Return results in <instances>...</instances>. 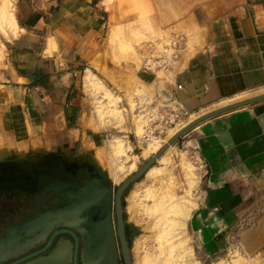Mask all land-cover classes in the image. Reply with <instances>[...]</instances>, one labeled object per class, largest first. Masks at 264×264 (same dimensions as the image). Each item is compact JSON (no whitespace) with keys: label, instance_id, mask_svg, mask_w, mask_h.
I'll return each instance as SVG.
<instances>
[{"label":"crops","instance_id":"0c3cea01","mask_svg":"<svg viewBox=\"0 0 264 264\" xmlns=\"http://www.w3.org/2000/svg\"><path fill=\"white\" fill-rule=\"evenodd\" d=\"M52 7L47 22L35 10L23 9L20 25L16 23L20 33L5 49L6 58L0 65V137L13 139L17 144L14 150L21 135L57 137L63 130L73 131L81 118L78 113L82 114L83 106L73 98L74 88L80 85L74 80L75 68L98 53L96 38L104 14L95 0H62L50 4L49 9ZM196 24L206 31L203 47L189 59L183 53L168 82H156L152 77L154 90H162L157 101L176 100L188 117L198 118L264 94V0H238L215 17L204 15ZM43 28L48 36L45 45L39 51L25 47V38L35 41L34 31ZM42 60L49 61L54 71L41 69L38 64ZM37 79H42L41 83L35 84ZM54 80H60L66 90L61 101L52 102L45 95V84ZM42 102H50V116L37 124L33 121ZM186 137V144L194 149L203 168L195 202L190 192L195 175L191 188L186 179L189 195L185 199L189 203L183 210V223L187 220L192 262L196 264V248L205 259L233 250L235 231V247L244 255H259L264 251V215L251 226L250 219L246 220L264 206V100L210 118L181 138ZM166 171H170L166 165L153 166L145 174L151 185L145 183L142 195L154 189V182L160 181V174ZM153 225L152 221L148 223V229Z\"/></svg>","mask_w":264,"mask_h":264},{"label":"rangeland","instance_id":"374dc122","mask_svg":"<svg viewBox=\"0 0 264 264\" xmlns=\"http://www.w3.org/2000/svg\"><path fill=\"white\" fill-rule=\"evenodd\" d=\"M61 1L0 0V13L3 8L6 10V17L0 18V65L6 58L5 49L10 48V42L20 33L17 32L16 23L20 25V16H24L23 9L35 10L47 22L48 13L54 11L53 7L49 9L50 4H60ZM103 1L99 0L104 19L96 38L98 53H94L91 61H82L75 68L77 72L74 80L80 85L74 88L73 98L83 106L82 114L78 113L81 118L75 129L63 130L57 137L41 133L21 135L18 137L17 150H14L17 144H14L13 139L4 135L0 137V164L21 160L26 161L29 168L35 171L36 168L31 164H35L38 158L42 161L48 156L53 158L57 155L71 163L89 162L107 175L111 185L110 196H113L112 192L152 157L169 140L172 133L196 119L194 116H186L180 123L168 126L162 124V117L165 115L163 107L166 103L157 101V95L162 94V90H154L155 84L152 82L153 78L156 82H168L174 75L169 74L170 70L148 71L142 67L147 47L180 36L184 42L182 52L189 59L204 44L206 31L198 29L196 21H201L204 15L215 17L238 0H179L178 4L170 0L171 8L177 13L168 20L145 13L142 18L137 17L130 22L120 19L116 23L111 18L113 9H107V4ZM34 34L35 41L25 38L23 44L39 51L48 36L44 28L35 30ZM38 65L48 73L54 71V66L49 61L42 60ZM87 74L89 78H86ZM59 81L45 84V95L52 102L65 98L66 90ZM47 107H51L50 102H42L38 106V118L34 123L38 124L50 116ZM25 114L27 115L26 112ZM149 124H152L155 132L146 141L143 135ZM187 139L179 138L163 154L161 160L158 159L154 164L157 167L166 165L170 169L165 174H160L161 180L154 182V189L142 195L145 183L146 186L151 185V179L147 180L143 175L124 191L122 210L125 223L132 231L129 247L132 264H194L190 250L191 237L186 229L187 220L183 223V209L189 203L185 199L189 195L186 192V179L191 188V178L195 175V184L190 191L194 201L202 185L203 168L194 149L186 144ZM119 143L121 149H127V155L113 153L112 148L118 147ZM40 145L50 150L44 151L45 148ZM165 157L168 158V163ZM21 161L19 162L23 164ZM132 195L135 197L132 198ZM262 202L264 205V201ZM254 213L256 214L251 215L252 218L248 217L246 220L248 222L250 219V226L264 215V206ZM163 217L167 224L162 220ZM151 221L154 223L152 230L148 229ZM173 222L174 227L170 224ZM165 228L167 231H163ZM237 233L235 231L232 239L233 250L230 249L218 257L205 259L196 248V264H264V251L259 255L256 253L247 256L241 253L240 248L235 247Z\"/></svg>","mask_w":264,"mask_h":264},{"label":"water","instance_id":"95a60500","mask_svg":"<svg viewBox=\"0 0 264 264\" xmlns=\"http://www.w3.org/2000/svg\"><path fill=\"white\" fill-rule=\"evenodd\" d=\"M263 100L264 94L257 95L218 108L196 118L177 131L152 157L147 159L135 173L127 177L119 185L115 194V214L124 264H131V258L127 241L124 236L123 210L120 203V197L129 185L139 180L170 146L200 123L217 115L234 111ZM19 161L21 160L0 164V191L17 190L21 193L17 196L19 197L18 199H16L17 197L14 198V200L16 199L15 206H13L12 209L11 207L8 208V210L6 209L3 212V215L0 216V254L12 247L14 243L20 242L22 239L28 240L42 230L45 225L52 221L53 218L58 217V215L64 217H80V215L88 214L91 209L96 208L95 213L88 221L90 227L89 236L91 244L94 246L93 248H90V255L93 254V256L102 263L117 264V251L111 222L112 199L110 196V190L102 193L100 188L101 184L98 182L96 187H99V189L92 188L91 193H89L85 199L53 209L52 207H49L52 203V195H61L60 197L63 198V192L67 190L68 187L75 188L76 183L74 180L59 171L52 172L47 168L33 171L26 163L21 161L23 163L21 164ZM101 175L103 179L104 176H106L105 173H102ZM70 193V191H67V197L69 199L75 198ZM11 197L12 195H10V198H7L11 199ZM56 202L57 201H53V205L57 204ZM69 234L75 238V235L72 232H69ZM43 238L30 241L24 249L33 243L39 242V240H42ZM53 238L54 235L50 238L45 248L33 255L21 259L17 263L25 261L32 256L45 251L50 246ZM23 250L16 254L9 255L0 262L16 257L18 254H21ZM76 252L77 247H75L74 259ZM72 256V247L68 243H62L55 246L45 256H38L24 264H71ZM86 264L89 263L87 262Z\"/></svg>","mask_w":264,"mask_h":264},{"label":"flooded vegetation","instance_id":"af4514ba","mask_svg":"<svg viewBox=\"0 0 264 264\" xmlns=\"http://www.w3.org/2000/svg\"><path fill=\"white\" fill-rule=\"evenodd\" d=\"M66 160L67 159L55 155L53 156V158L48 156L46 159H43L42 161L40 158H38V161L36 160L37 162H35V164H31L34 168H36V170L38 168H42V169L48 168L52 172L59 171L65 176L74 180V182L76 183L75 188L68 187V189L63 192V198L60 197L61 195L60 196L52 195V203H51V206L49 207L56 209L58 207H63L71 203L78 202L79 200L85 199L88 196V194L91 193L92 188L99 189V187H96L98 182L101 184L100 188L102 190V193L103 192L105 193L111 189V185L108 182L107 175L104 176V179H103L101 175L103 171L101 170L99 171L97 167H95L93 164H90L89 162L71 163L70 161L68 162ZM23 162L25 163L26 161H23ZM67 191H70L71 192L70 194L75 198L69 199L67 197ZM20 194L21 193L17 190L0 191V204L3 203L0 205V216L3 215V212L6 209L8 210V208L10 207L12 209L13 206H15L14 205L15 200L19 198L17 196H19ZM112 194L113 196L111 195V199H112V215H111L112 221L111 222H112V229L114 233L116 251H117L116 260H117V264H124L120 240H119L118 231H117V218L115 214L116 191L112 192ZM10 195H12V197L11 199H8L10 198ZM123 195L124 193L120 197V203H121L122 208H123ZM14 198L16 199L14 200ZM53 201L54 202L57 201L56 202L57 204L53 205ZM95 211H96V208H93L89 211L88 214L80 215L81 223L78 226L77 225L69 226V225H64L61 223L54 224L42 240H39V242L37 243H33L32 245L28 246L25 249L23 248L24 250L21 254H18L16 257H12L8 259L7 261L0 262V264H14V263L24 264L30 260L37 258L38 256H45L55 246L60 245L62 243H68L72 247L73 256H72L71 264H75V263L76 264H86L89 260L90 248L94 247L93 244H91V240L89 236L90 227L88 225V221L93 216ZM123 222H124V225H123L124 236L127 241V245L129 249L130 237L132 235V231H130L129 227L126 225L124 215H123ZM69 232H72L75 235V238H73L72 235L69 234ZM53 235H54V238L50 246L45 251L35 256H32L31 258L25 261L17 263L21 259L28 257L30 255H33L36 252L45 248L48 241ZM32 238L33 237H30L28 242L40 239L39 237H36L34 239ZM26 240L27 239H22L20 242L14 243L11 248L5 250L0 255V261L4 260L11 254H16L19 251V249L23 246ZM75 247H77V252H76L75 259H74ZM129 254H130V251H129ZM91 256H93V254ZM97 264H105V263H97Z\"/></svg>","mask_w":264,"mask_h":264},{"label":"bare ground","instance_id":"6f19581e","mask_svg":"<svg viewBox=\"0 0 264 264\" xmlns=\"http://www.w3.org/2000/svg\"><path fill=\"white\" fill-rule=\"evenodd\" d=\"M170 0H104L103 3H105L107 9L108 8H112L113 9V12H112V16L111 18L114 21V23H116L117 21H119L120 19H127L130 21H132L134 18L137 19V17H140L142 18V16L145 15V13H150L148 15L152 16H159L161 19H164V20H168L169 17L171 16H176V14L174 13H177L175 12L171 6H170ZM174 2H176L177 4L179 3V0H173ZM3 8V7H2ZM142 9H145V11H143ZM3 12L0 13V18L1 19H4L6 17V13L4 11H6L4 8L2 9ZM144 12V14H143ZM1 21V20H0ZM157 21V20H156ZM89 78V77H88ZM88 83V82H87ZM118 140V138H117ZM116 141V140H115ZM119 141V140H118ZM122 144V143H121ZM113 145V144H112ZM116 145V144H115ZM114 145V146H115ZM118 145V144H117ZM127 145V144H126ZM119 146H120V143H119ZM118 146V147H119ZM111 147V146H110ZM117 146L115 148H112L113 149V153L116 152V154L118 155V152H121V153H127V149H121V146H120V149L118 148ZM171 147V146H170ZM169 147V148H170ZM111 149V150H112ZM129 149V147H128ZM168 150V149H167ZM166 150V151H167ZM165 151V152H166ZM164 152V153H165ZM163 153V154H164ZM163 154L161 155V157L163 156ZM119 155H123V154H120ZM127 155V154H126ZM160 157V158H161ZM158 158V159H160ZM161 160V159H160ZM159 161V160H157ZM154 166V165H153ZM152 166V167H153ZM152 167H150L148 169V171H150L152 169ZM119 170V168H117ZM148 171L146 173H148ZM153 171V170H152ZM151 171V173H152ZM145 173V174H146ZM144 174V175H145ZM192 174V173H191ZM114 175V174H113ZM148 177V176H147ZM170 185V184H169ZM163 197V196H162ZM169 198V197H168ZM161 207V206H160ZM169 208V207H168ZM171 209V208H170ZM175 210V209H174ZM184 210V209H183ZM163 212V211H162ZM168 212V211H167ZM160 213V212H159ZM170 214V213H169ZM175 214V213H174ZM180 215V214H179ZM164 216V215H163ZM165 216H168L167 214ZM173 216H176V215H173ZM162 217V216H161ZM158 220V219H157ZM164 221V217L162 219ZM162 221V222H163ZM166 221V220H165ZM164 221V222H165ZM169 221V220H168ZM161 222V224H162ZM176 222V221H175ZM175 222L173 223H170L173 227L175 226ZM58 223H61V224H64V225H69V226H78L80 223H81V219L80 217L76 216V217H64V216H60L58 215V217H55L52 219V221H50L47 225H45V227L40 230L38 233H36L35 235H33L32 239L36 238V237H39L40 239L43 238L48 232L49 230L52 228V226L54 224H58ZM159 223V222H158ZM166 223V222H165ZM169 223V222H168ZM157 224V223H156ZM167 224V223H166ZM174 224V225H173ZM171 225H168V226H171ZM162 227L163 224L161 225ZM169 228V227H167ZM167 228H165L166 230H163V231H167ZM161 229V228H160ZM171 229V227L169 228V230ZM168 230V231H169ZM162 232V231H161ZM170 232V231H169ZM164 233V232H163ZM167 232H165L166 234ZM159 235V234H158ZM158 238V236H157ZM159 239V238H158ZM31 240V239H30ZM28 240H26L23 244V246L19 249L18 252H20L21 250H23V248L25 246H27V244L29 243ZM160 241V240H159ZM11 248V247H10ZM4 252V251H3ZM2 252V253H3ZM1 253V254H2ZM0 254V255H1ZM88 263H92V264H97V263H102L100 261H98L95 257L93 256H89V260H88Z\"/></svg>","mask_w":264,"mask_h":264},{"label":"built area","instance_id":"2783aa9c","mask_svg":"<svg viewBox=\"0 0 264 264\" xmlns=\"http://www.w3.org/2000/svg\"><path fill=\"white\" fill-rule=\"evenodd\" d=\"M183 45L184 42L180 36L171 37L166 42L149 45L143 58L142 67L148 71L158 69L171 71L182 59L184 53L182 52ZM177 88L180 89L181 86L178 85ZM163 109L165 115L162 117V124L164 126L180 123L184 117L188 116L176 100L169 101V104L166 103ZM154 132L155 128H153L152 124L147 125L144 130L143 139L149 140L154 135Z\"/></svg>","mask_w":264,"mask_h":264},{"label":"trees","instance_id":"16d2710c","mask_svg":"<svg viewBox=\"0 0 264 264\" xmlns=\"http://www.w3.org/2000/svg\"><path fill=\"white\" fill-rule=\"evenodd\" d=\"M95 1L97 2V1H99V0H95ZM42 79H43V78H42ZM42 79H37V80L35 81V84H36V83H37V84H38V83H41L40 80H42Z\"/></svg>","mask_w":264,"mask_h":264}]
</instances>
